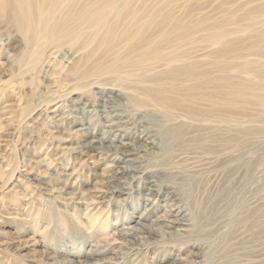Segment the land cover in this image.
I'll use <instances>...</instances> for the list:
<instances>
[{"label":"rangeland","instance_id":"1","mask_svg":"<svg viewBox=\"0 0 264 264\" xmlns=\"http://www.w3.org/2000/svg\"><path fill=\"white\" fill-rule=\"evenodd\" d=\"M125 4L139 9L136 16L149 4L159 11L154 25H163L171 47L188 50L193 75L185 73L177 85H197L187 107L212 113L195 121L159 117L185 134L143 163L166 183L171 170L187 167L180 157L199 164L184 184L189 229L181 237L158 199L142 220L152 231L140 235L143 244H129L114 231L136 224L149 205L141 193L144 174L126 184L125 194L110 195L108 186L117 182L112 156L80 145L87 130L104 127L78 105L99 104L94 86H110L105 96L126 87L105 75L109 80L79 82L80 43L92 28L27 64L24 37L0 20V264H172L175 258L181 264H264V0H117V9ZM110 24H101L97 36ZM65 78L74 80L65 84ZM139 113L122 121L133 122ZM121 124L129 133L141 129ZM222 134L227 141L218 139ZM98 244L108 250L90 258Z\"/></svg>","mask_w":264,"mask_h":264},{"label":"bare ground","instance_id":"2","mask_svg":"<svg viewBox=\"0 0 264 264\" xmlns=\"http://www.w3.org/2000/svg\"><path fill=\"white\" fill-rule=\"evenodd\" d=\"M97 1L0 0V20L9 21L24 37L25 44L29 47L28 59H32L27 64L40 63L42 58L40 56L47 47L51 45V47H59L69 39H74L73 37L79 39L85 33L83 28L88 26L92 28L88 40L83 38L80 43L82 50L80 63L75 66L79 82L86 84L94 79L109 80L106 77H112L117 80V85L132 90L123 87L117 93L114 92V95L105 96L104 89H110V86H94L97 88L95 92L100 94L99 104L93 103L92 100L84 101L78 106L80 112L97 116L98 120L102 121L104 129L100 133L87 130L80 140V145L86 150L99 149L112 156L110 159L117 169L111 180L117 182L108 186L110 195L125 194L129 189L128 185L139 177L138 173L144 174L141 193L144 195L143 203L149 205L137 217L138 225L122 226L114 231L129 244H143V236L140 235L148 232L151 234L152 231L142 220L147 219L154 211L150 208L154 206L153 201L162 199L166 205L164 213L173 216L169 222L178 227L175 230L181 235L188 231L189 228L185 227L192 222L188 217L190 213L188 201L183 197L184 184L192 176L188 172L201 169L192 170V167L199 164L190 160L192 156L180 157L184 163L182 166L187 167L179 169V165H175L174 167L178 169L170 171L173 174L172 179L166 183L161 178L160 171L148 170L144 168L143 163L157 150L172 149L174 140L180 139L185 134L184 130L173 128L165 121H160L159 117L178 120L179 116H183L186 120L195 121L199 119L200 114L211 116L212 113L209 110L199 111L197 108L187 107V102H191L195 97L194 89L197 85L194 89L191 88L192 90L187 87L179 88L177 85L183 80L181 77L186 76L185 73L193 75L189 71V64L185 62L188 59L186 58L188 50L179 46L171 47L173 45L167 42V36L161 31L163 25L161 28L159 25H154L159 11L154 12L151 9L153 4H149L150 8H145L144 15L136 16L139 9L135 11L128 4L118 6L117 9V0ZM157 8L160 10L159 7ZM128 15L130 18L124 20ZM108 20L111 29L97 36L99 26ZM174 26H179L178 22ZM171 34L172 30L167 35ZM89 43L91 46L88 47ZM64 80H66L65 84H70L74 79ZM140 111L147 113L140 114ZM137 113L139 115L133 122H128L126 119L122 121L124 118H132ZM121 123H130L134 128L141 127V129L137 128L133 133H129L126 125ZM218 139L227 141L228 136L222 134ZM257 160H260V156ZM191 164L193 165L188 166ZM253 213L259 217L258 208ZM158 219L159 217L154 221ZM169 224L167 226H170ZM107 250L98 244L90 249L88 254L92 258ZM191 253L197 255V252ZM180 259L175 258L172 264H181ZM253 262L254 260L244 264H253ZM80 264L92 263L85 261Z\"/></svg>","mask_w":264,"mask_h":264}]
</instances>
